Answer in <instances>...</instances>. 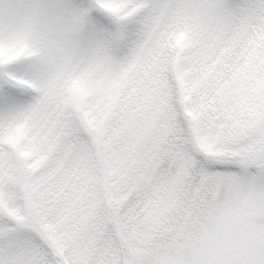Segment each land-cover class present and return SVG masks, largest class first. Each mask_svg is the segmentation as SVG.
<instances>
[{
	"label": "snow or ice",
	"instance_id": "6c2138e0",
	"mask_svg": "<svg viewBox=\"0 0 264 264\" xmlns=\"http://www.w3.org/2000/svg\"><path fill=\"white\" fill-rule=\"evenodd\" d=\"M0 264H264V0H0Z\"/></svg>",
	"mask_w": 264,
	"mask_h": 264
}]
</instances>
